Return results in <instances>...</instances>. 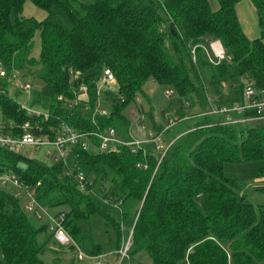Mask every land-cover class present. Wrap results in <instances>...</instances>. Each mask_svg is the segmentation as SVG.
Returning a JSON list of instances; mask_svg holds the SVG:
<instances>
[{"label": "trees", "instance_id": "obj_1", "mask_svg": "<svg viewBox=\"0 0 264 264\" xmlns=\"http://www.w3.org/2000/svg\"><path fill=\"white\" fill-rule=\"evenodd\" d=\"M25 1L0 0V64L47 87V93L32 89L29 103L48 115L40 119L42 133L53 138L62 125L82 133L113 128L130 141L125 110L135 106L150 117L157 135L168 121L157 126L141 107L148 81L170 88L179 98L180 118L196 121L164 143L162 159L153 142L135 154L128 147L95 154L74 147L71 162L51 166L0 149V174H15L36 190L42 204L65 208V229L89 256L115 254L131 236L122 264H138L141 254L151 264H264V205L248 202L242 183L224 176L226 164L264 161V122L227 124L221 114H205L208 98L217 106L237 101L243 81L264 89V0H249L262 29L255 40L241 29L240 0H216V10L208 0H30L49 13L59 10L70 27L22 18ZM37 30L41 52L35 59ZM211 41L225 51L216 66L203 49ZM105 68L113 73L117 91L102 93L107 114L101 116L94 114L95 86ZM81 85L84 99L77 93ZM0 87L6 89L7 80H0ZM0 111L7 126L29 120L1 91ZM77 169L92 184L85 190L76 180ZM254 177H264V168ZM201 195L203 210L196 202ZM94 217L104 226L97 238ZM41 235L46 238L39 241ZM52 239L44 223L24 212L21 200L0 190V264H45L40 256Z\"/></svg>", "mask_w": 264, "mask_h": 264}, {"label": "built area", "instance_id": "obj_2", "mask_svg": "<svg viewBox=\"0 0 264 264\" xmlns=\"http://www.w3.org/2000/svg\"><path fill=\"white\" fill-rule=\"evenodd\" d=\"M203 49L205 51L206 60L213 66L218 65L226 58L225 51L219 41H211L208 46ZM193 61L195 62L194 54ZM4 79L7 80L8 84L13 82L17 88L24 92L28 97L31 96L32 87L30 84L20 79L16 72L13 71L8 73L6 68L0 64V80ZM115 85L116 80L110 69L105 68L102 70L95 86L96 96L98 97L97 107L99 108L96 109L94 114L96 113L101 116L107 114L106 109L100 108V97L104 91H111ZM222 88H226L225 83H222ZM4 90L5 89L0 87V91L5 94ZM77 90L79 93H85L86 88L81 85ZM165 94L166 97H170L173 95V91L170 90ZM208 99L210 104L205 114H221L225 117L227 124L264 121V89L256 88L251 81L242 82L241 93L238 100L233 101L230 105L217 106L211 102V98ZM137 102L140 103L139 99H137ZM19 107L29 117V120L25 121L19 127L7 128L0 119V149L17 151L25 147H31L35 150L51 148L53 150V154L49 152L47 153V157L52 159L54 162L63 161L65 163L68 162V157L72 155L74 147H81L83 150L88 151L90 146H94L99 152L116 151L119 147H128L130 152L135 154L141 145L153 142L156 149L162 152L160 159H162L167 149L161 137L168 126H164L162 132L157 135H155L152 131H148L147 138L141 141L132 139L130 141H124L119 137L113 128H107L102 133H82L77 132L66 125H62L57 130L54 137L51 138L48 134L42 133V120L40 119L42 118L46 121L48 119L47 113L35 112L29 105V100L25 106L19 104ZM247 111L252 112V115L248 118L232 117V114L241 115ZM131 115L135 118V126L139 130H143L144 125L142 122L145 118L139 113L137 107H132ZM169 122L170 121L167 123L168 125ZM140 166L141 165H138V167ZM73 167L74 169L77 168L75 165ZM143 168H145V166ZM76 180L82 190H85L87 185H92L91 182L85 178V175L79 170L76 174ZM0 190H7L14 198L21 200L24 212L36 221L44 223L47 226L48 232L52 234L54 241L59 246L64 248H73L76 253L75 256L77 261L82 262L87 260L90 264H109L104 261L103 255L89 256L81 250L65 229V213H52L50 207L37 200L36 190L33 187L24 184L15 174H0ZM130 245L131 236L126 244L115 253L118 264H122V262L128 258Z\"/></svg>", "mask_w": 264, "mask_h": 264}, {"label": "rangeland", "instance_id": "obj_3", "mask_svg": "<svg viewBox=\"0 0 264 264\" xmlns=\"http://www.w3.org/2000/svg\"><path fill=\"white\" fill-rule=\"evenodd\" d=\"M210 8L212 10H216L217 3L216 0H208ZM236 13L237 17L241 26L242 31L244 34L250 39L255 40L261 37L262 29L259 27L258 24V15L252 4L249 0H240V2L236 5ZM21 17L24 19H31L36 23H41L46 19H50L52 22L59 23L65 27H70V23L64 17V15L57 10L56 8L52 9L51 13L37 8L30 0H26L24 3L23 12ZM264 41V40H263ZM40 33L37 30L35 36L33 38V46H32V56L33 58L37 59L40 55ZM167 51L168 53L174 57L172 46L169 42H167ZM24 74V73H23ZM22 73L18 74L19 78L25 80L30 86L32 87L33 91L47 93V87L40 81L27 76L22 78ZM29 75V74H27ZM207 79V78H206ZM208 81V79L206 80ZM208 85V83H206ZM170 88L163 87L157 85L153 81H148L144 86V96H141V107L145 111L146 116L151 115L154 123L159 126L163 124L165 121H170L169 125L164 123L165 126H168L166 131L162 135V140L166 144L172 138H175L176 135L183 131H187L188 128L192 127L196 121V118L191 119H181L179 114V98L176 95H171L170 97H166V92L170 91ZM117 86L115 85L112 89V93H116ZM5 94L10 98L16 100L18 103L25 106L29 100L30 104L32 105L33 97L30 99L24 92H19L17 86L12 82L10 83L9 87L4 90ZM32 109L37 113H45L43 109H41L37 105L31 106ZM132 110V109H131ZM198 110V109H197ZM196 110H192V114ZM130 108L125 110V114L131 123V128L133 129L136 126L135 120L129 114ZM199 112V111H198ZM175 119V120H174ZM175 121V122H174ZM264 122V121H263ZM144 129L134 130L131 132V139L141 141L144 138H147L148 130H153V122L151 121L150 117L143 120ZM240 124V123H239ZM50 152L53 154V150L49 148L48 150H35L31 147L21 148L16 152L19 155L27 157L33 161H37L40 164L51 166L52 159H46V152ZM88 152L90 154L98 153V149L94 146H90ZM71 158L68 157V160ZM264 168V161H253V162H243L241 164H226L224 167V176L230 179L238 180L242 183L244 189L247 191V201L252 203L253 205H264V177H254V172ZM259 190V191H258ZM257 191V192H256ZM203 195L198 196L196 198L197 205L201 210H203ZM52 213L55 212H63L65 213V208H53L51 210ZM96 225L97 233L93 229L96 238L100 234H103V221L97 217L92 219V225ZM46 238V235H41L39 241H42ZM100 241V239H98ZM103 241V240H101ZM100 241V242H101ZM126 244V243H125ZM124 244V245H125ZM76 253L68 250L67 248H60L57 246L53 240H50L46 251L40 256V259L45 264H90L87 260L85 261H77ZM104 261L108 262L109 264H118V261L115 257L109 256L104 258ZM135 261L138 264H151V260L148 255L141 254Z\"/></svg>", "mask_w": 264, "mask_h": 264}, {"label": "crops", "instance_id": "obj_4", "mask_svg": "<svg viewBox=\"0 0 264 264\" xmlns=\"http://www.w3.org/2000/svg\"><path fill=\"white\" fill-rule=\"evenodd\" d=\"M24 82H26L25 80H23ZM27 83V82H26ZM9 85L10 84H8V87H9ZM7 87V88H8ZM20 92H22L21 90H19V92L18 93H20ZM77 93H79L78 92V90H77ZM28 97V96H27ZM32 96H30V97H28L29 99L31 98ZM86 96H85V94L84 93H79V98L80 99H84ZM211 102L213 103V101L211 100ZM30 103V102H29ZM20 104V103H19ZM98 104V103H97ZM133 107V106H132ZM132 107H130V112H129V114H130V116L132 117V115H131V109H132ZM99 107H97V105H96V108H95V110H94V112H96V109H98ZM100 108H102V109H104L102 106L100 107ZM96 114V113H95ZM0 116H1V120H2V122H3V124L7 127V128H11V127H17V126H14V124L13 123H9V125L7 126V124H6V122H5V120H4V118H3V115L1 114V111H0ZM134 120H135V118L134 117H132ZM135 126V125H134ZM134 130H139L137 127H135V128H133ZM133 129H130V131H129V135L131 136V132L132 131H134ZM139 131H141V130H139ZM148 131H152L153 132V130H148ZM145 139V138H144ZM143 139V140H144ZM46 150H48V149H46ZM89 150V149H88ZM46 153H49L48 151L46 152ZM46 159H49L48 157H47V154H46ZM53 161V160H52ZM54 162V161H53ZM68 162H71V159L70 160H68ZM55 209H57V208H55ZM51 210H53V208H51ZM52 212V211H51ZM60 212V211H59ZM49 233V232H48ZM53 241H54V239H52ZM54 243L57 245V246H59L55 241H54ZM60 248H64V247H61V246H59ZM68 249V248H67ZM103 256H104V258H106V257H109V256H113V257H115L116 258V256H115V254L112 252V251H106L104 254H103ZM103 258V259H104ZM137 258V257H136ZM76 259V258H75Z\"/></svg>", "mask_w": 264, "mask_h": 264}]
</instances>
